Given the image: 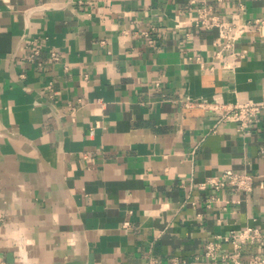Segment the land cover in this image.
Returning <instances> with one entry per match:
<instances>
[{"label":"crops","instance_id":"1","mask_svg":"<svg viewBox=\"0 0 264 264\" xmlns=\"http://www.w3.org/2000/svg\"><path fill=\"white\" fill-rule=\"evenodd\" d=\"M202 7L264 18V0H0V264H209L208 238L264 229V106L241 131L190 104L264 102V39L217 55ZM227 169L252 189L198 186Z\"/></svg>","mask_w":264,"mask_h":264},{"label":"built area","instance_id":"2","mask_svg":"<svg viewBox=\"0 0 264 264\" xmlns=\"http://www.w3.org/2000/svg\"><path fill=\"white\" fill-rule=\"evenodd\" d=\"M200 1L205 4L207 0H190V3ZM221 1V0H217ZM200 19L196 20V25L217 28L218 39L214 44L220 48L216 54L220 55L223 50L232 49L233 43L240 38L245 32L258 31L264 39V18L255 19L253 22L232 23L221 20L217 15H211L207 21L206 13L209 8L202 7ZM231 51V50H230ZM232 55L234 52H230ZM212 67H210L211 69ZM203 108L212 110L218 115V122H235L238 128L243 131L259 120V114L264 106V102H245L237 105L222 104L219 102H208L206 100H196L190 102ZM253 176L247 172H236L231 169L224 170L221 174L207 177L200 182V188L212 187L216 191H220L226 186H231L236 190L248 192L253 187ZM217 199L216 195L206 199L207 205ZM264 241V229L261 226H247L239 231H231L226 235H215L210 237L204 243V255L210 260L209 264H216L218 257L227 260L229 264H264V257L259 254H250L245 260L242 259L243 251L249 244ZM230 243L231 251L218 255V251L222 243ZM154 260H150L148 264H154Z\"/></svg>","mask_w":264,"mask_h":264}]
</instances>
